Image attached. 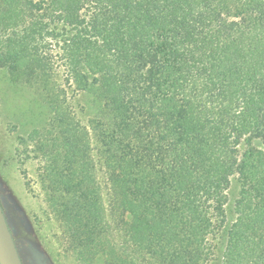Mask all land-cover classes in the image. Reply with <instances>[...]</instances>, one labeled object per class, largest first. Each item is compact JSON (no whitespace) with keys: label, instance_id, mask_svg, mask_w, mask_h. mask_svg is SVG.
I'll return each mask as SVG.
<instances>
[{"label":"trees","instance_id":"obj_1","mask_svg":"<svg viewBox=\"0 0 264 264\" xmlns=\"http://www.w3.org/2000/svg\"><path fill=\"white\" fill-rule=\"evenodd\" d=\"M54 44L89 121L49 91L52 118L31 140L88 264L117 256L94 184L93 137L110 156L116 215H131V244L189 264L218 228L221 264H264V0H0V69L53 84L43 49Z\"/></svg>","mask_w":264,"mask_h":264},{"label":"rangeland","instance_id":"obj_2","mask_svg":"<svg viewBox=\"0 0 264 264\" xmlns=\"http://www.w3.org/2000/svg\"><path fill=\"white\" fill-rule=\"evenodd\" d=\"M158 48L154 46V51L163 63L156 67L164 68L168 61L159 55ZM43 54L54 62L53 84H28L24 78L14 79L6 69H0V202L24 264H88L90 254L72 234L70 222L63 218L61 203L65 199L48 180V164L39 151L37 139L31 140L33 132H44L52 118L47 100L49 91H57L60 103L83 124L89 121L88 100L69 82L59 46L46 45ZM91 141L94 184L101 188L105 207L103 226L117 256L128 264H181L175 257L168 261L161 259L156 253L159 247H154L153 254L129 242L130 229L125 222L130 221L131 215L129 211L123 212L124 222L116 215L110 156L100 147L99 139L93 137ZM240 190L238 180L228 188V223L237 218L235 205ZM222 234L218 228L212 230L204 243V255L189 264H221L225 248Z\"/></svg>","mask_w":264,"mask_h":264},{"label":"water","instance_id":"obj_3","mask_svg":"<svg viewBox=\"0 0 264 264\" xmlns=\"http://www.w3.org/2000/svg\"><path fill=\"white\" fill-rule=\"evenodd\" d=\"M0 264H24L0 203Z\"/></svg>","mask_w":264,"mask_h":264}]
</instances>
